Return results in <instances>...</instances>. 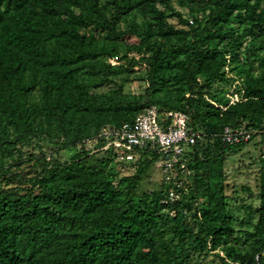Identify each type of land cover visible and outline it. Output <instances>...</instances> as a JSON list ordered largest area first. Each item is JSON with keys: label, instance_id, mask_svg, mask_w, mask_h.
Masks as SVG:
<instances>
[{"label": "trees", "instance_id": "16d2710c", "mask_svg": "<svg viewBox=\"0 0 264 264\" xmlns=\"http://www.w3.org/2000/svg\"><path fill=\"white\" fill-rule=\"evenodd\" d=\"M138 68L145 100L96 93ZM151 106L206 135L174 203L162 179L142 189L158 154L120 164L87 147ZM228 126L264 146V0H0V264H187L189 238L223 264H264V149L257 222H238L225 163L249 143L225 144Z\"/></svg>", "mask_w": 264, "mask_h": 264}, {"label": "built area", "instance_id": "2783aa9c", "mask_svg": "<svg viewBox=\"0 0 264 264\" xmlns=\"http://www.w3.org/2000/svg\"><path fill=\"white\" fill-rule=\"evenodd\" d=\"M192 123V117L187 113L166 112L158 106H151L139 113L132 123L101 129L95 138L88 141L87 147L95 144V149L89 150L113 151L115 161L120 164H138L144 154H158L156 163L159 164L162 180L165 185H172L167 201L174 203L181 198L179 190L186 188L185 175H191L187 169L189 152L206 136ZM257 132L253 127L228 126L219 137L227 145H237L250 143ZM99 144L103 145L97 149Z\"/></svg>", "mask_w": 264, "mask_h": 264}, {"label": "rangeland", "instance_id": "374dc122", "mask_svg": "<svg viewBox=\"0 0 264 264\" xmlns=\"http://www.w3.org/2000/svg\"><path fill=\"white\" fill-rule=\"evenodd\" d=\"M175 8L176 10L181 11L185 18L191 16L189 11L184 9L181 5H176ZM167 17H171V13H168ZM136 21L141 24L143 19L138 17ZM129 22L123 27L129 26ZM169 22L176 24L175 19H170ZM126 45L127 44H121L120 46V52L123 55H125ZM113 61L114 65L126 63L121 60ZM136 71V73L132 74L128 69H122L111 74L112 82L101 87L96 93L100 95L107 94L122 87L124 93H129L132 96L142 98L145 94L147 83L141 77L142 69L138 68ZM227 98L231 99L232 102L238 100V94H236L234 87H231V94H227ZM143 100H145V96L143 97ZM213 103L219 106L216 102ZM261 141V136L254 137V139L247 146L233 151L225 163V171L227 172V201L230 204V211L232 215L236 218V220H238V222L245 221L248 224L250 221L252 224H256L258 219L256 211L260 205V171L262 168L261 162L264 149V146H260ZM90 146L91 147H88V149H95V144H90ZM51 148L50 144L47 143L46 149L49 150ZM78 152L79 149L68 148L62 150L58 157L62 161H69ZM161 179L162 176L159 164L155 163V165L151 167L148 177L142 182V189L154 188V186L159 183ZM166 237L168 239L172 238L169 231H167ZM187 241L190 251V261L187 264H223V260L217 256L220 254V256L224 258V254L220 250L206 254L201 249L193 246V238H189ZM226 263L232 264L229 260H226Z\"/></svg>", "mask_w": 264, "mask_h": 264}]
</instances>
